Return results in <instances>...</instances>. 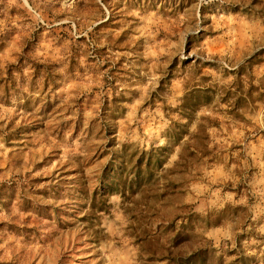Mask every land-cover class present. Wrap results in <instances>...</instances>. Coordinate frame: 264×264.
Masks as SVG:
<instances>
[{"label": "rangeland", "instance_id": "obj_1", "mask_svg": "<svg viewBox=\"0 0 264 264\" xmlns=\"http://www.w3.org/2000/svg\"><path fill=\"white\" fill-rule=\"evenodd\" d=\"M198 251L264 264V0H0V264Z\"/></svg>", "mask_w": 264, "mask_h": 264}, {"label": "trees", "instance_id": "obj_2", "mask_svg": "<svg viewBox=\"0 0 264 264\" xmlns=\"http://www.w3.org/2000/svg\"><path fill=\"white\" fill-rule=\"evenodd\" d=\"M200 262V263H198ZM183 264H204L202 252H194Z\"/></svg>", "mask_w": 264, "mask_h": 264}, {"label": "clouds", "instance_id": "obj_3", "mask_svg": "<svg viewBox=\"0 0 264 264\" xmlns=\"http://www.w3.org/2000/svg\"><path fill=\"white\" fill-rule=\"evenodd\" d=\"M226 238H230V237H226ZM217 246H219V240L216 241Z\"/></svg>", "mask_w": 264, "mask_h": 264}]
</instances>
